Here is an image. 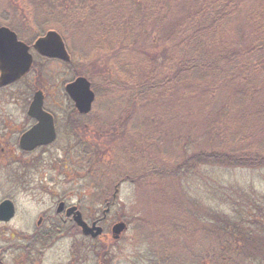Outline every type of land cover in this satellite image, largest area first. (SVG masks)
I'll list each match as a JSON object with an SVG mask.
<instances>
[{"label":"trees","instance_id":"trees-1","mask_svg":"<svg viewBox=\"0 0 264 264\" xmlns=\"http://www.w3.org/2000/svg\"><path fill=\"white\" fill-rule=\"evenodd\" d=\"M22 1V10L13 7L19 17L28 14L20 25L29 21L39 35L47 29L62 35L70 80L92 82L94 108L111 84L128 95L127 117L106 120L99 130L91 128L97 118L79 115L66 97L72 173L86 172L85 188L94 190L129 183L153 202L127 239L92 240L74 224L72 236L83 237L80 253L74 250L80 260L264 264V0ZM99 54L112 60L115 79L78 68ZM152 95L158 109L147 103ZM142 117L147 136L181 135L173 164L168 149L160 156L127 138L128 121Z\"/></svg>","mask_w":264,"mask_h":264},{"label":"rangeland","instance_id":"rangeland-1","mask_svg":"<svg viewBox=\"0 0 264 264\" xmlns=\"http://www.w3.org/2000/svg\"><path fill=\"white\" fill-rule=\"evenodd\" d=\"M17 6L22 10V7H24L23 1L0 0V22L4 21L6 24H11L14 28L20 29L22 31V38L27 41H32L39 35V32L29 21L25 25H20V22L23 20H21V16L23 17L25 11L24 13L21 12L19 17L12 9ZM6 12H10V14L8 15ZM27 15L25 14V17ZM6 16L10 19H6ZM25 27L27 28L24 31L23 29ZM51 30L47 29L46 32ZM67 47L70 50L68 43ZM136 47L138 48V44ZM96 57L87 63L82 62L78 68L82 72L88 73V75L101 78V80L115 79L116 71L112 66V60L107 61V55L104 54H99ZM36 61L39 72L43 69L45 70L44 73H46L44 76L42 75L43 73L39 74V80L40 84L45 86L48 104L60 117H70V110L65 113L68 110L69 103L66 99L67 95L63 91L64 79H71L70 71L57 62L44 64L39 59ZM93 62H96V64H93ZM103 74L105 76H102ZM114 87L115 85L111 84V90L107 89V92L102 88V95L100 94L98 105L90 114H93L92 118H97V121L92 123L91 128L99 130L102 123H108L106 120L112 122L113 120L127 117L123 109L128 95L122 94L121 91H116L113 89ZM31 96V91L27 90L26 87H17L14 91L8 90L0 93V103L3 104L0 105V133L4 132L2 131L4 126L22 130L28 124L26 106ZM159 100L156 95H152L147 100V103L151 107L158 109L160 106ZM144 104H146V101ZM138 106L141 107L140 102ZM98 123L100 124L97 125ZM128 123V129H126L127 138L136 143L138 148L146 150L147 148H151L154 153L160 156L163 155L165 149H168L170 152L167 162L173 164L176 161L178 151L180 152L179 149H181L176 142L180 138V134L179 136L176 133L173 134L172 131H168L162 138L156 134L155 137L160 139L158 140L142 133L141 126L144 123L143 117L140 119L137 118V120L133 118ZM106 127L112 128L115 125L109 124ZM101 140L100 137L95 136V141ZM102 142L104 143V141ZM127 146H129V143H127ZM51 151H53V148ZM55 155L57 154L54 153L53 156H50V151H47L45 154L38 153L33 155L34 157H27L25 159V167H22L25 168L27 175L32 173L29 177L23 172L24 170L20 172L17 169H7L3 170L4 173L0 171V203L5 199H10L15 203L17 208L16 216L12 221L9 223L0 222V250L2 247H5L9 251V254L4 258L5 264H22L16 259L18 253L15 250L23 244H20L17 239H11L10 234L12 232L16 234L23 232L25 236H33L35 231L40 229L38 223L41 217L46 213H55L57 210V201L60 198H64L65 195L68 203L80 207L87 221L102 218L104 214L105 218L103 217V219L105 220L102 224L104 226V236L110 240L112 239V227L118 222H126L125 219H128L131 224L129 225V230L124 234L126 239L136 234L139 228L135 230L133 227L136 228L140 222H144L147 215H149L150 208L152 209L153 202H150L151 199L143 197L140 192L141 189L138 187L137 189L133 188L134 186L129 183L116 182V185L110 184L102 189L101 187L103 185H101L96 190L92 188L93 186L85 188L87 174L83 171L78 176L72 173L71 184L66 183L65 176L55 172L57 169L52 168L53 164H56L57 168L62 166V159L55 160L54 158L57 157ZM51 158L52 161L50 160ZM98 160L100 159L97 158ZM27 162L30 163V167L26 166ZM96 164L98 165V163ZM37 170L40 172L37 173ZM95 172L102 176V171ZM102 181L100 178L98 183L102 184ZM19 186L23 188V191L21 188H18ZM109 202H112L110 209L107 208ZM134 205L139 207L136 209ZM2 231L5 233L8 232L9 235L3 236ZM98 240L104 242L102 238ZM82 243L83 237L79 235L72 236V239L57 241L53 246H49L44 250V258L41 264H66L68 260L73 261L72 264H96L95 259L89 258V262L88 260L82 261L80 260L82 255L78 256L75 254V249L80 253L81 247L79 245Z\"/></svg>","mask_w":264,"mask_h":264},{"label":"flooded vegetation","instance_id":"flooded-vegetation-1","mask_svg":"<svg viewBox=\"0 0 264 264\" xmlns=\"http://www.w3.org/2000/svg\"><path fill=\"white\" fill-rule=\"evenodd\" d=\"M6 13L10 14V12H6ZM6 19H10V18H7L6 16ZM0 23H2L0 24V27L3 26L8 27L13 32H15L18 36V39L26 43L30 47V53L33 55V65L31 70L20 80L6 87L0 88V93H3L4 91H8V90L14 91L15 88L17 87H23V88L26 87L27 90L31 91L32 96L31 98L29 97L30 100L28 99L27 102L28 104L26 106L27 116H28V110L33 101L34 95L37 92L41 91L45 97L44 108L46 111H48L50 114L54 116L55 128L57 132V139L51 145L39 146L33 151H26L22 149L20 145L21 137L23 136L24 133H26L32 127H34L37 124V121L28 116L27 117L28 124L22 130L12 129L8 126H4L2 130L4 132L0 133V171L4 173L3 170L17 169L20 172H22L24 164L26 162L25 159L27 157H34L33 155H36L38 153L45 154L47 151H50V154H52V156L54 153H56L57 155L55 156H57L58 159H62V166L60 168H57L56 164H53L52 168L57 169V171L55 172L65 175L66 183L71 184L72 181V177H71L72 160L70 154L71 153L70 132L72 128L71 118L56 116V113L48 104L45 86L41 85L39 80V74L43 73L42 75L44 76L46 75V73H44L45 70L43 69H41V71L39 72V68L36 66V62H37L36 60L39 59L44 64H47L48 62L57 61V63H59V65L61 64L64 68H67L65 65L67 63L62 62L61 60H53L44 57L38 53V51L34 48V44L39 38L43 37V35H37V38L34 41L31 40L27 41L22 38L21 34L11 24H6V22L4 21ZM0 75H1V71H0ZM63 91H64V87H63ZM0 105L3 104L0 103ZM68 111L69 110H67L65 113H67ZM52 148L53 151H51ZM28 184L30 183L28 182ZM18 188L20 189L21 187L19 186ZM21 190L23 191V188H21ZM5 200H10V199H5ZM67 200L68 199L65 195L63 199H59V201H57V208H56L57 210L55 213H46L44 214L43 217H41L38 223V227L40 229L38 231H35V234L33 236L31 237L25 236L23 232H20L18 234L12 232L10 234L11 239H17L20 242V244H23L21 246H18L17 250H15L18 253L16 259L19 260L20 263L41 264V262H43L44 250L46 248H48L49 246H53L54 243H56L59 240L70 239V238L72 239L73 228H74V224L76 223L74 221V214L69 215L68 213L69 211L68 208L72 206V204L68 203ZM60 203H63L65 208L61 212H58V204ZM78 208L80 210L79 206ZM15 210L17 213L16 206H15ZM104 220L102 217L92 221H87V220L86 221L91 225L96 223L97 226H101L104 230V226L102 225ZM2 235L8 236L9 233L8 232L5 233L4 231H2ZM54 238L57 239H55V242L51 243V241ZM7 254H9L8 249L2 247V249L0 250V264H5L4 258L6 257ZM72 262L73 261L68 260L66 264H72Z\"/></svg>","mask_w":264,"mask_h":264},{"label":"water","instance_id":"water-1","mask_svg":"<svg viewBox=\"0 0 264 264\" xmlns=\"http://www.w3.org/2000/svg\"><path fill=\"white\" fill-rule=\"evenodd\" d=\"M34 48L38 53L50 59H58L63 62H71V56L63 37L55 30L49 31L45 36L39 38ZM33 55L30 47L20 41L15 32L8 27H0V88L6 87L25 76L32 68ZM66 93L74 102L80 114H89L92 111L96 99L91 82L85 77H78L66 85ZM44 94L39 91L34 95L33 101L28 110V116L35 119L37 124L23 134L20 140L22 149L33 151L39 146H48L57 139L55 120L52 114L44 109ZM64 208L62 203L58 212ZM69 215L74 214V220L82 229L84 236L94 239L103 234L102 227L96 223L90 226L78 211L77 207H72L68 211ZM15 216V205L11 200H5L0 204V222H9ZM125 223L116 224L113 229V238L119 239L126 230Z\"/></svg>","mask_w":264,"mask_h":264}]
</instances>
